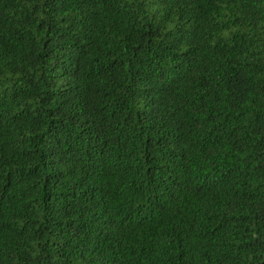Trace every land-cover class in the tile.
Segmentation results:
<instances>
[{
    "label": "trees",
    "instance_id": "obj_1",
    "mask_svg": "<svg viewBox=\"0 0 264 264\" xmlns=\"http://www.w3.org/2000/svg\"><path fill=\"white\" fill-rule=\"evenodd\" d=\"M0 264H264V0H0Z\"/></svg>",
    "mask_w": 264,
    "mask_h": 264
}]
</instances>
